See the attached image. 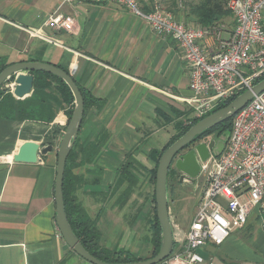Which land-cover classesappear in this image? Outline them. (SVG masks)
I'll list each match as a JSON object with an SVG mask.
<instances>
[{"label":"crops","instance_id":"0c3cea01","mask_svg":"<svg viewBox=\"0 0 264 264\" xmlns=\"http://www.w3.org/2000/svg\"><path fill=\"white\" fill-rule=\"evenodd\" d=\"M139 2L145 12L151 10L148 0ZM198 2L162 0L180 21L202 26L192 7ZM56 12L74 17L73 31L48 26ZM218 24L221 37H229L232 14ZM204 45L215 51L216 37L208 35ZM0 58L8 65L41 61L67 68L94 96L70 164L79 178L72 192L96 220L99 244L129 253L136 261L152 258L156 151L176 134L178 124L195 117L184 100L192 91L178 44L154 31L145 18L110 1L0 0ZM34 91L33 86L24 99ZM38 97V117H0V264H93L72 252L55 220L58 147L71 106L56 82L39 90ZM52 134L53 149L40 153L37 162L13 160L24 142L44 147ZM171 221L173 229L180 228ZM200 252L218 264H264V230L252 217L223 244H208Z\"/></svg>","mask_w":264,"mask_h":264},{"label":"built area","instance_id":"2783aa9c","mask_svg":"<svg viewBox=\"0 0 264 264\" xmlns=\"http://www.w3.org/2000/svg\"><path fill=\"white\" fill-rule=\"evenodd\" d=\"M103 1L145 18L154 31L178 44L192 91L184 100L195 111L194 118L206 116L264 79V0H229L234 26L226 38L221 37L219 26L209 29L185 24L160 0H154L149 12L142 9L139 0ZM47 24L54 30L73 31L75 20L72 15L56 12ZM210 34L217 39L215 51L204 45ZM13 86V82L6 85L10 91ZM232 117L220 154L211 146L218 135L206 141L210 155L200 161L198 176L204 182L202 194L187 231L173 229V251L165 264H218L206 260L200 250L208 244H223L252 217L264 230V90L255 93Z\"/></svg>","mask_w":264,"mask_h":264},{"label":"water","instance_id":"95a60500","mask_svg":"<svg viewBox=\"0 0 264 264\" xmlns=\"http://www.w3.org/2000/svg\"><path fill=\"white\" fill-rule=\"evenodd\" d=\"M31 71H45L61 78L70 87L74 95V110L68 121L58 147V159L55 180L56 224L69 247L79 256L93 264H159L170 256L173 251V226L170 217L168 197V175L172 164L181 172L180 182L184 179L194 181L200 174V161H205L210 155L206 142L196 143L197 137L222 122L230 119L238 110L252 99L255 93L264 90V79L255 84L252 89L237 96L227 106L214 111L196 122L190 129L175 140L161 155L156 171L155 201L157 217L161 227V245L158 253L152 258L128 263H111L103 261L90 253L74 233L65 209L63 181L68 156L79 136L82 126L85 102L83 94L72 75L64 69L49 62L21 61L9 64L0 72V90L4 85L13 81L12 93L19 99H24L33 90L34 76ZM224 136L213 141L211 146L215 154H220L225 146ZM193 146L188 148L190 145ZM53 149L52 144L41 147L37 141L24 142L13 160L17 162L35 163L40 153H47Z\"/></svg>","mask_w":264,"mask_h":264},{"label":"trees","instance_id":"16d2710c","mask_svg":"<svg viewBox=\"0 0 264 264\" xmlns=\"http://www.w3.org/2000/svg\"><path fill=\"white\" fill-rule=\"evenodd\" d=\"M152 7L154 0H148ZM229 0H199L198 3L193 5L194 13L198 18L199 23L206 28H214L216 24L224 17L230 15L229 8L227 7V3ZM152 9V8H151ZM8 66L6 60L0 58V72ZM66 72H68L67 68L61 67ZM69 73V72H68ZM30 74L34 76V93L24 99L17 100L11 91L7 87H3L0 90V117L5 119H17L20 121L24 120H32L38 117V104L39 97L38 92L41 89L49 88L52 86V82H56L58 85V90L62 95V99L71 106L70 109L67 110L69 115V119L74 110V95L70 89V87L58 76L45 72V71H31ZM78 87L80 88L85 102V111L89 107L91 101H96L94 96L85 90L80 83L74 78ZM237 96L230 98L224 102H222L217 108H215L212 112L217 111L228 104H230ZM210 112V113H212ZM85 113V112H84ZM209 113V114H210ZM208 115V114H207ZM205 117V116H204ZM44 121H47L46 116L42 117ZM203 118V117H202ZM232 118L228 119L225 122L220 123L216 127L205 131L203 134L197 137V142L205 136L210 134V131H217V135L224 133L225 131H230L232 126ZM201 118L187 119L183 124H178V130L176 134H174L169 142L164 146V148L157 152V166L159 163V159L163 152L179 137L185 134L191 126H193L196 122H198ZM57 133V132H54ZM56 138L55 134H52L50 138L46 140L48 144H54V139ZM78 139L76 140L66 162L64 181H63V192H64V200H65V209L68 216V220L73 228L74 233L80 238L83 245L86 249L92 253L97 258L111 263H128L136 261V258L131 254L116 250H110L105 246L99 244L100 233L96 224V220L90 218L85 212L82 205L77 201L74 192H72L73 185L79 181L77 176L72 175L70 164L73 162L75 158V149L79 146L77 144ZM93 151L89 155H86V161L90 160ZM157 166L153 172V179L156 182V171ZM170 180V179H169ZM168 180V183H169ZM152 227L154 229V241H155V252L154 256L158 253L161 245V227L158 221L157 213L154 214V219L152 220ZM72 252L75 253L74 250ZM58 264H64L63 260ZM160 264V263H159Z\"/></svg>","mask_w":264,"mask_h":264},{"label":"rangeland","instance_id":"374dc122","mask_svg":"<svg viewBox=\"0 0 264 264\" xmlns=\"http://www.w3.org/2000/svg\"><path fill=\"white\" fill-rule=\"evenodd\" d=\"M160 1L162 3V0ZM162 5L164 8L167 7V5L165 6L163 3ZM230 14H231V11H230ZM218 25L220 24H216V26ZM232 25H233V22H232ZM169 130L172 132L173 127H170ZM167 131H164V132L167 133ZM210 132L211 134L215 133V130L210 131ZM228 133L229 131L227 132L225 131L224 133L218 135V139H220L221 136L228 135ZM216 137H217V134H216ZM172 177L170 178L169 183H168L170 216H171V220L174 219V223L178 224V227H180V229L183 232H185L189 228V224L191 222L193 211L194 210L196 211L198 201L202 194L204 182H203V178L199 177V178H196L190 184L182 183V182L179 183L177 179L175 178V176L174 178Z\"/></svg>","mask_w":264,"mask_h":264},{"label":"flooded vegetation","instance_id":"af4514ba","mask_svg":"<svg viewBox=\"0 0 264 264\" xmlns=\"http://www.w3.org/2000/svg\"><path fill=\"white\" fill-rule=\"evenodd\" d=\"M216 133H217V131H215V133H210V134H208V135H205V136H203L199 141L200 142H206V141H208V140H210L211 138H213L212 136H213V134H215L214 136H216ZM197 143V142H196ZM193 146V144L192 145H190L188 148H191ZM173 176V177H172ZM174 176H175V178L177 179V181L180 183V179H181V172L179 171V170H177L176 168H175V166H174V164H172L171 165V167H170V170H169V175H168V180L172 177V178H174ZM193 181H191V180H185L184 179V181L182 182V183H192ZM168 188H169V185H168Z\"/></svg>","mask_w":264,"mask_h":264}]
</instances>
